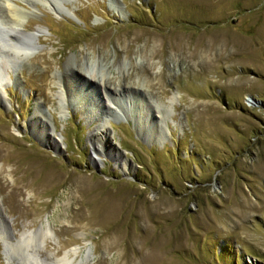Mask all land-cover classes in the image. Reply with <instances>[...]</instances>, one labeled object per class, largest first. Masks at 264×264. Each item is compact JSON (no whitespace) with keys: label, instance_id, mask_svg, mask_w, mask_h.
<instances>
[{"label":"rangeland","instance_id":"1","mask_svg":"<svg viewBox=\"0 0 264 264\" xmlns=\"http://www.w3.org/2000/svg\"><path fill=\"white\" fill-rule=\"evenodd\" d=\"M0 94V264H264V0H0Z\"/></svg>","mask_w":264,"mask_h":264},{"label":"bare ground","instance_id":"2","mask_svg":"<svg viewBox=\"0 0 264 264\" xmlns=\"http://www.w3.org/2000/svg\"><path fill=\"white\" fill-rule=\"evenodd\" d=\"M48 1L52 3L54 0H48ZM12 29L13 30H12V33L10 35H11V37L14 38V40H15L14 43L16 45V49L19 50V53L23 52L25 54L26 53L28 54L30 52H33L34 49L36 48V45H35L34 40H33V37H35L34 34L36 33V31L35 32H23L17 28H12ZM37 32H40V31H37ZM86 72L88 73V75L91 78H96L94 69L93 70H87ZM102 79H103V77H102ZM1 97H2V95L0 94V98ZM167 101L170 104H174L175 102L178 101V94L172 95L171 97L168 98ZM39 123L43 127V130L40 129L42 131V133H44V135L48 133L47 137H49L51 135V133H49L50 129H49L48 123L45 121H41V120ZM109 136H110V132H109L107 127L103 126L102 128L97 129V132L91 136V138H94L96 140L95 142H93V152L95 154H97L98 156L101 154L105 155L103 150H105L106 148H109L108 151H110V150L115 151V153H114L115 157H121L122 155H120V153H117V150H115V148L111 146L112 144H111V141L109 140ZM122 165L125 169H130V164L126 158L122 159ZM46 227L42 224L35 232L29 231V232L23 233L22 234V240H19L17 243H14V242L9 243L10 248H12V250H15V251H16V249L17 250L22 249L23 252L28 251L29 247H31L32 244H34V242L37 243L39 240H46L47 239V235L49 233V230ZM77 252H78V250H76V248H71V249L65 251L63 256L57 258L55 263H53V264H72L73 260L75 258L74 256L76 255L75 253H77ZM71 253L74 254L73 257L70 255ZM29 256L30 255H28L27 257H29ZM29 259L31 260V258H29ZM29 259H28V263L30 262ZM83 262H84L83 259H80L75 264H83Z\"/></svg>","mask_w":264,"mask_h":264}]
</instances>
